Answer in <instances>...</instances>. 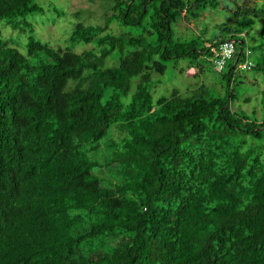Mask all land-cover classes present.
Segmentation results:
<instances>
[{"label":"trees","instance_id":"obj_1","mask_svg":"<svg viewBox=\"0 0 264 264\" xmlns=\"http://www.w3.org/2000/svg\"><path fill=\"white\" fill-rule=\"evenodd\" d=\"M35 1L0 0V26L17 34L0 28V264H264L255 11L239 0H111L102 25L78 21L55 46L35 36ZM211 10L236 29L180 39L174 24L205 25ZM228 40L236 51L214 88L153 98L167 60H189L198 77V59Z\"/></svg>","mask_w":264,"mask_h":264},{"label":"rangeland","instance_id":"obj_2","mask_svg":"<svg viewBox=\"0 0 264 264\" xmlns=\"http://www.w3.org/2000/svg\"><path fill=\"white\" fill-rule=\"evenodd\" d=\"M35 2L44 9L42 14H35L28 18L29 20L36 19L39 21L38 24L34 22L35 36L44 42L53 43L55 46L62 43L67 37L74 23L79 21L85 25H102L106 19L105 16L112 12L110 8L111 0H36ZM223 2L224 1H220L218 9L224 7L225 4ZM238 2L241 6L243 5L255 11V14L252 12V16L255 19V28L258 32L260 27L264 25V5L262 6L261 2H256L255 0H239ZM262 3H264V1ZM54 9L63 12L64 15L57 16L53 12ZM201 18L205 25L195 23L201 22L200 18L195 20V22H185L181 19V23L177 22L174 24L176 33L182 35L180 39H191L199 35H204V38L210 39L217 34L213 25L224 23L236 29L238 22L237 18L230 16L228 13H221L216 10L203 13ZM110 26L115 28V23L112 22ZM205 27L207 30L206 33L202 30V28ZM0 28L6 38H11V42L16 41L17 34L14 31H11L9 27L0 26ZM242 35H244V33ZM204 38H202V40H204ZM25 41L24 37L20 39L19 43L21 44H19L17 40V45L22 46V49H19L21 52H23ZM92 47L93 46L89 44L80 47V50ZM208 59H210V57ZM198 61L204 66L205 73L195 77L198 70L186 67L189 60H180L177 63L173 60H167L166 63H164L166 70L163 75L155 74V76H152L151 93L153 98L157 99L160 96H168L173 90L183 92L186 89H192L203 83L210 89L214 88L213 85L220 82V74L216 72L213 62L211 60H209V62L204 61L201 58H199ZM230 63L231 62H229V64ZM181 68L185 69L184 73L179 72ZM251 90H253V88ZM249 95L252 96L254 100L255 96L252 94ZM240 104L243 109H251L252 106L255 105L253 101L249 102L248 105L241 102Z\"/></svg>","mask_w":264,"mask_h":264},{"label":"built area","instance_id":"obj_3","mask_svg":"<svg viewBox=\"0 0 264 264\" xmlns=\"http://www.w3.org/2000/svg\"><path fill=\"white\" fill-rule=\"evenodd\" d=\"M235 51V44L231 40L224 41L212 49L210 60L213 62L215 70L218 72L223 70L224 63L233 58Z\"/></svg>","mask_w":264,"mask_h":264},{"label":"bare ground","instance_id":"obj_4","mask_svg":"<svg viewBox=\"0 0 264 264\" xmlns=\"http://www.w3.org/2000/svg\"><path fill=\"white\" fill-rule=\"evenodd\" d=\"M246 65H248V63Z\"/></svg>","mask_w":264,"mask_h":264}]
</instances>
